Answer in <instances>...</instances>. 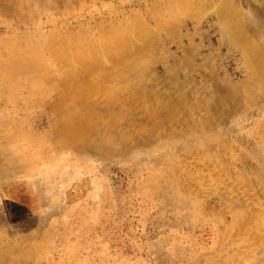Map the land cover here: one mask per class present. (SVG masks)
<instances>
[{
    "label": "rangeland",
    "instance_id": "obj_1",
    "mask_svg": "<svg viewBox=\"0 0 264 264\" xmlns=\"http://www.w3.org/2000/svg\"><path fill=\"white\" fill-rule=\"evenodd\" d=\"M0 264H264V0H0Z\"/></svg>",
    "mask_w": 264,
    "mask_h": 264
},
{
    "label": "bare ground",
    "instance_id": "obj_2",
    "mask_svg": "<svg viewBox=\"0 0 264 264\" xmlns=\"http://www.w3.org/2000/svg\"><path fill=\"white\" fill-rule=\"evenodd\" d=\"M222 11V10H221ZM228 17V16H227ZM229 22L228 23H230V15H229ZM225 23V22H224ZM224 29V28H223ZM129 31V30H128ZM131 33V32H130ZM124 34V33H123ZM127 34V33H126ZM121 35V34H120ZM128 38V36L126 35L125 37H120V36H117V34L116 35H114V34H112V36H110V38H109V40H108V43L107 44H111L112 46H115V48H124V46H125V43H126V39ZM100 44H103V43H100ZM103 46H105V49L107 48V45L104 43L103 44ZM246 49V48H245ZM104 50V49H103ZM81 52V51H80ZM98 52L95 50V52L91 55L92 57H94L96 54H97ZM109 53V52H108ZM83 55H85V54H83ZM82 54H77V56L76 55H74L75 56V58L76 59H84V56H83ZM90 56V57H91ZM87 56H85V58H86ZM87 59V58H86ZM255 61V60H254ZM257 61V60H256ZM258 61H259V59H258ZM259 63V62H258ZM261 64H262V62H261ZM260 64V65H261ZM259 65V66H260ZM258 67V66H257ZM256 68V67H255Z\"/></svg>",
    "mask_w": 264,
    "mask_h": 264
}]
</instances>
